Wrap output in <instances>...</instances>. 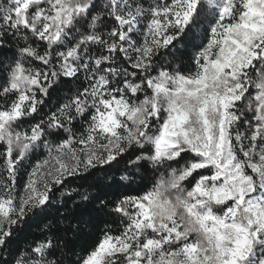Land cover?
<instances>
[{
	"label": "snow or ice",
	"instance_id": "obj_1",
	"mask_svg": "<svg viewBox=\"0 0 264 264\" xmlns=\"http://www.w3.org/2000/svg\"><path fill=\"white\" fill-rule=\"evenodd\" d=\"M0 264H264V0H0Z\"/></svg>",
	"mask_w": 264,
	"mask_h": 264
},
{
	"label": "clouds",
	"instance_id": "obj_2",
	"mask_svg": "<svg viewBox=\"0 0 264 264\" xmlns=\"http://www.w3.org/2000/svg\"><path fill=\"white\" fill-rule=\"evenodd\" d=\"M129 178H134V170L132 168H129L128 172L126 173ZM101 179L103 178L102 176L100 177Z\"/></svg>",
	"mask_w": 264,
	"mask_h": 264
}]
</instances>
